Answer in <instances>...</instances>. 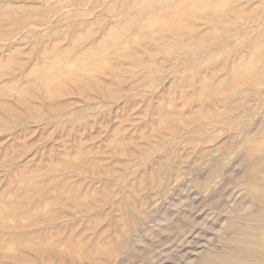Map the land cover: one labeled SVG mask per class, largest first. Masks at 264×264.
Returning <instances> with one entry per match:
<instances>
[{
	"label": "rangeland",
	"instance_id": "rangeland-1",
	"mask_svg": "<svg viewBox=\"0 0 264 264\" xmlns=\"http://www.w3.org/2000/svg\"><path fill=\"white\" fill-rule=\"evenodd\" d=\"M246 129L264 146V0H0V264L243 256L264 232Z\"/></svg>",
	"mask_w": 264,
	"mask_h": 264
},
{
	"label": "bare ground",
	"instance_id": "bare-ground-1",
	"mask_svg": "<svg viewBox=\"0 0 264 264\" xmlns=\"http://www.w3.org/2000/svg\"><path fill=\"white\" fill-rule=\"evenodd\" d=\"M90 2V1H89ZM71 4H72V2H71ZM77 4V3H76ZM109 63V62H108ZM97 64V67H98V62L96 63ZM84 66H86V64L84 65ZM100 66H101V64H100ZM96 67V68H97ZM86 68V67H85ZM94 68V67H93ZM85 70H87V68L85 69ZM89 70H90V68H89ZM78 71V70H77ZM86 72L87 71H85V74H86ZM89 72V71H88ZM258 72V71H257ZM80 73V72H79ZM260 73V72H259ZM259 73H257V76H259V79L261 78V76L262 75H258ZM90 74V73H89ZM254 74V73H253ZM261 74V73H260ZM80 75H81V73H80ZM51 76V75H50ZM56 76V75H55ZM59 76V75H58ZM93 76V75H92ZM243 76V75H242ZM252 76H256V75H252ZM251 75H249V77H252ZM54 76H52L51 78H53ZM248 77V76H247ZM77 78H79V77H77ZM235 78H237V77H235ZM241 78V77H240ZM246 78V77H245ZM254 79H255V77H253ZM250 79V78H249ZM258 79V78H257ZM68 80H70V79H68ZM246 81H247V79H245ZM242 81H243V79H242ZM242 81L239 79V81H238V84H239V82H241L242 83ZM230 82H231V80H230ZM245 82V81H244ZM243 82V83H244ZM248 82V81H247ZM254 82H256V81H254ZM46 83V82H45ZM229 83V82H228ZM235 83L236 82H234V83H232V86H233V84L235 85ZM240 83V84H241ZM61 84H63L64 86L66 85L65 83H61ZM140 84V83H139ZM237 84V83H236ZM251 84H253V83H251ZM255 85H256V83H254ZM253 84V85H254ZM42 85V84H41ZM63 85H61V86H63ZM91 85V84H90ZM138 85V84H137ZM142 85V84H141ZM253 85H251V87L248 85L247 87H250L249 89L251 90V91H246V92H253V94L254 93H256V92H258L257 91V89L256 88H252V87H254ZM63 86V87H64ZM94 86V85H93ZM132 86V85H131ZM133 87H135L134 85H133ZM235 87V86H234ZM257 87V86H256ZM132 88V87H131ZM139 88V87H138ZM258 88V87H257ZM56 89V88H55ZM64 89V88H63ZM90 90H91V88H89ZM57 90V89H56ZM94 90V89H93ZM246 90V89H245ZM248 90V89H247ZM64 91V90H63ZM48 92V91H47ZM245 92V93H246ZM83 93V92H82ZM86 93V92H85ZM242 94L243 95V93H244V91H241V92H239V94ZM102 94V93H101ZM241 94L240 95H238V92L236 93V94H233V98L235 97V95L237 96H241ZM247 94V96L246 97H248V93H246ZM53 95V94H52ZM249 95H250V93H249ZM103 96V95H102ZM108 96V95H107ZM245 96V95H244ZM250 97V96H249ZM248 97V98H249ZM253 97H255V94H254V96H252V98ZM230 98V97H229ZM228 98V99H229ZM258 97L256 96V99H257ZM25 99V98H24ZM102 99V98H101ZM236 99H237V97L235 98V100H234V103H237V105H238V102H236ZM249 99H251V98H249ZM56 100V99H55ZM110 100V99H109ZM238 100H240V98H238ZM237 100V101H238ZM245 101V100H247V99H242V101ZM258 100H259V98H258ZM24 101H26V100H24ZM249 100H247V102H248ZM99 103V102H98ZM262 103V102H261ZM225 104V103H224ZM228 102L226 101V105H224L225 107H228V105H230V108H231V104L229 103L228 105ZM241 104V103H240ZM240 104H239V106H240ZM236 105V104H235ZM234 106V104H232V107L234 106V107H238V106ZM234 107H233V109H234ZM53 108V107H52ZM55 108V107H54ZM60 109V108H59ZM228 110H229V107H228ZM60 111V110H59ZM58 111V112H59ZM62 113V112H61ZM56 115H57V113H56ZM255 120V119H254ZM258 120V119H257ZM206 125V124H205ZM248 125V124H247ZM247 125H245V126H247ZM207 126V125H206ZM211 126V125H210ZM241 126H242V124H241ZM241 126H239V129H240V127ZM250 126H251V124H250ZM250 126H247V127H249L250 128ZM212 127V126H211ZM213 127H214V125H213ZM246 127V128H247ZM208 128V127H207ZM249 128H247V129H249ZM253 128V127H252ZM205 129V128H204ZM231 129V128H230ZM233 129V128H232ZM231 129V130H232ZM239 129H237L238 131H239ZM242 129H244L243 127H242ZM246 129V130H247ZM201 130H203V128L201 127L199 130H197V132L198 131H201ZM228 130V129H227ZM236 130V129H235ZM245 130V131H246ZM206 131V130H205ZM248 131L249 130H247L246 132H244V137H245V139H246V134L248 133ZM252 131H253V129H252ZM195 132V131H194ZM232 134L230 133H228V135H233L234 134V131L232 130ZM240 132H241V130L239 131V132H237L236 134H239L240 135ZM179 133V132H178ZM204 133V132H203ZM191 134V133H190ZM176 135V134H175ZM195 135H192V136H190V137H192L191 138V140L192 139H194V138H196V137H198L199 138V134L197 133V135L194 137ZM205 136V135H204ZM234 136V135H233ZM200 137H201V135H200ZM230 137V136H229ZM235 137V136H234ZM244 137H243V139H244ZM197 138V139H198ZM206 139V136L205 137H203L202 136V138L200 139V140H202V139ZM196 139V140H197ZM169 140V139H168ZM190 140V141H191ZM247 140V143L248 144H250V146L252 145L253 147H264L263 146V143H260L258 140H254V139H249V138H247L246 139ZM166 141V140H165ZM203 141V140H202ZM192 143H194V142H192ZM171 144V143H170ZM175 145V144H174ZM173 145V146H174ZM194 145V144H193ZM201 145V144H200ZM169 147H170V145H169ZM194 147H195V145H194ZM196 147H197V145H196ZM196 147H195V149H196ZM174 148V147H173ZM172 148V149H173ZM204 148L205 147H203V150H204ZM168 149V148H167ZM169 149H171V147L169 148ZM168 149V150H169ZM199 149H200V147H199ZM201 150V149H200ZM199 150V151H200ZM198 151V150H197ZM167 152V151H166ZM200 153V156H201V152H199ZM248 153V152H247ZM203 154H206V152L205 153H203ZM224 154H225V152H224ZM167 155H170L171 156V154H170V152H169V154L167 153L166 154V157H167ZM199 155V154H198ZM169 156V157H170ZM174 156V155H173ZM196 156H197V154H196ZM203 157H204V155H202ZM201 156V157H202ZM248 156H250V157H255V156H253V154L250 152L249 154H248ZM169 157H167V158H169ZM200 157V158H201ZM175 158V157H174ZM195 158V157H194ZM216 158V157H215ZM215 158H214V161H215ZM196 159H198V158H196ZM205 159V158H204ZM210 159V158H209ZM256 159V158H255ZM219 160H221V159H219ZM170 161H171V159H170ZM170 161H167V163L166 164H164V165H162L163 166V170L160 168V169H158V171H157V173H156V175H154L151 179H150V185H151V187H153L154 189H156V188H162L163 187V185H165V183H168L169 182V184H170V178L169 179H167V177H168V175H169V171H170V169H172V168H174V166H172V164L174 163L175 164V162L177 163V159H176V161L174 162V161H172L171 163H170ZM204 161H207V160H204ZM212 161V160H211ZM179 160H178V163L177 164H179ZM196 162V161H195ZM208 162V161H207ZM212 163V162H211ZM173 164V165H174ZM202 164H204V163H202ZM176 165V164H175ZM217 165H219L218 163H217ZM161 166V167H162ZM180 166H181V163H180ZM172 167V168H171ZM178 167H179V165H178ZM198 167L199 166H197L196 168H197V172H199L200 170H198ZM206 167V166H205ZM177 168V167H176ZM182 168V167H181ZM181 168L179 169V168H177V169H179V170H181ZM193 168H195V167H193ZM207 168V167H206ZM206 168H203L202 169V171L201 172H203V170L205 169L206 170ZM212 168H213V165H212ZM217 168V167H216ZM215 168V169H216ZM176 169V170H177ZM215 169L213 170V171H215ZM175 169H173V171H171V172H174V175H175V171H176ZM179 170H177L178 171V173H176V175H178L179 174ZM204 170V171H205ZM209 171V170H208ZM207 171V172H208ZM225 171V170H224ZM206 172V173H207ZM219 173H220V170L218 171ZM226 172V171H225ZM224 172V173H225ZM182 173H187V172H182ZM223 173V174H224ZM168 174V175H167ZM205 174V173H204ZM221 174H222V172H221ZM176 175H175V178L177 179V177H176ZM182 175V174H181ZM186 175V174H185ZM199 175V174H198ZM197 175V176H198ZM170 176V175H169ZM180 176V175H179ZM183 176V175H182ZM182 176H180V177H182ZM195 176V175H194ZM196 176V177H197ZM200 176V175H199ZM198 176V177H199ZM208 175H206V178H208L207 180H209L210 179V177L208 176ZM205 177V176H204ZM216 176H214L212 179H214ZM202 178V177H201ZM206 178L204 179V183H208V181H206ZM252 178V179H251ZM172 179H174L173 177H172ZM198 179V178H197ZM199 179H200V177H199ZM180 180V179H179ZM249 181H250V183H248L249 184V186H248V184H246L247 185V188L248 187H250V191H251V202H250V204L252 203V201H254L255 203H258V202H263L264 201V161L263 162H259V161H257V160H254V158H253V161L252 162H250V177H249V179H248ZM252 180V181H251ZM214 181V180H213ZM199 182V181H198ZM210 182H211V184L213 183L212 181H211V179H210ZM171 183H173V181H171ZM197 183V182H196ZM201 184L203 183V181H201L200 182ZM203 183V184H204ZM200 184V185H201ZM171 185V184H170ZM199 183H197V186H198V188L197 189H199ZM205 185H207V184H205ZM208 185L209 186H212V185H210V183H208ZM196 186V187H197ZM209 186H207V187H209ZM165 187V186H164ZM167 187H168V185H167ZM201 187H205V188H207L206 186H201ZM204 188V189H205ZM249 189V188H248ZM164 191V190H163ZM157 193H158V191H157ZM160 193V192H159ZM161 193H162V191H161ZM249 194H250V192H249ZM76 204V203H75ZM77 204H80L79 202H77ZM251 205H253V204H251ZM251 205H249V206H251ZM248 206V207H249ZM264 206V205H263ZM22 207V206H21ZM258 207V206H257ZM252 208H254V207H252ZM14 209V208H13ZM255 209V208H254ZM9 210V209H8ZM224 210V209H223ZM11 211V210H10ZM9 211V212H10ZM262 211V210H261ZM27 212V211H26ZM24 213V212H23ZM4 218V217H3ZM168 218H170V217H168ZM259 221H260V218L258 219ZM191 221H193V219H191ZM135 223H137V221H133V220H131V221H129V225H128V227L124 230V234H126L125 235V237H123L122 239H125V238H127V237H131L132 235H134V231H135V229L137 230V228H136V226H137V224L136 225H134ZM187 225V224H186ZM189 225V224H188ZM261 225V224H260ZM180 226V225H179ZM170 228V231H171V228H172V226H169ZM164 228H166L165 226L163 227V229ZM179 230H180V228L179 227H177ZM224 228V227H223ZM254 228V227H253ZM167 229V228H166ZM168 229V230H169ZM181 229H184V228H181ZM193 229V228H192ZM191 229V230H192ZM255 229V228H254ZM172 230H174V226H173V228H172ZM179 230H175V234L177 233V231H179ZM185 230H187V229H185ZM167 231V230H166ZM189 231V230H188ZM188 231H187V233H188ZM180 233H181V231H179ZM180 233H178L179 234V236H181L180 235ZM178 234H177V236H178ZM247 235L245 236V237H241L242 239H244V240H248V242H247V245L246 246H244L243 247V250H242V253H244V255L243 256H238L237 255V253H235V251H236V247L233 249V248H229V247H226V245H227V243H225V247H226V250H225V252H220L219 251V253L218 252H216V254H208V255H205L204 257L207 259V257H210L209 258V260L211 261V263L212 264H218V262L220 261L221 263H219V264H264V232H258L256 229H255V232H252V231H250L249 233H246ZM137 236V235H136ZM182 237V236H181ZM176 238V237H175ZM185 238V237H184ZM249 238V239H248ZM139 239V238H138ZM141 239V238H140ZM177 239V238H176ZM181 239V238H180ZM172 239H170V241H169V243L171 242V244H173V241H171ZM182 241V240H181ZM122 242H123V240L121 241V242H119V245L117 246V248H118V253H117V255L118 254H121V255H123L122 253H125L124 251H126V248H124L123 246H122ZM168 242V241H167ZM176 241H174V243H175ZM178 242V241H177ZM251 242V243H250ZM125 243V246L126 247H128V245H127V241H125L124 242ZM184 243V242H183ZM255 244H257V245H261V246H263V250H260L259 248L257 249L254 245ZM176 245V244H175ZM225 247H224V249H225ZM239 246H237V249L239 250L240 248H238ZM129 249V248H128ZM167 249H168V247H167ZM235 250V251H234ZM127 252V251H126ZM147 253V252H146ZM198 253H199V251H198ZM215 253V252H214ZM147 255V254H146ZM145 255V256H146ZM119 256V255H118ZM151 257H152V255H151ZM152 259V258H151ZM151 259H150V261H149V258H148V262H151ZM143 260H145V259H143ZM194 260V259H193ZM146 261H147V259H146ZM190 261V260H189ZM191 261H192V259H191ZM144 263V262H143ZM192 263V262H191ZM145 264V263H144Z\"/></svg>",
	"mask_w": 264,
	"mask_h": 264
}]
</instances>
